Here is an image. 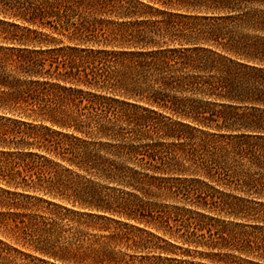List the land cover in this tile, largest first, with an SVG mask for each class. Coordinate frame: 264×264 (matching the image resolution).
Here are the masks:
<instances>
[{"label":"trees","instance_id":"16d2710c","mask_svg":"<svg viewBox=\"0 0 264 264\" xmlns=\"http://www.w3.org/2000/svg\"><path fill=\"white\" fill-rule=\"evenodd\" d=\"M0 264H264V0H0Z\"/></svg>","mask_w":264,"mask_h":264}]
</instances>
